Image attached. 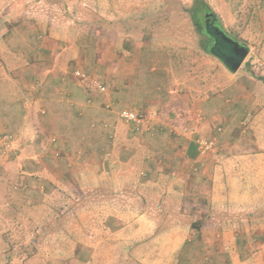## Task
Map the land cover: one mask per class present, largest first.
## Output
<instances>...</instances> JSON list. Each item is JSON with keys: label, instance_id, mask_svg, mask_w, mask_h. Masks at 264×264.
Returning a JSON list of instances; mask_svg holds the SVG:
<instances>
[{"label": "crops", "instance_id": "crops-1", "mask_svg": "<svg viewBox=\"0 0 264 264\" xmlns=\"http://www.w3.org/2000/svg\"><path fill=\"white\" fill-rule=\"evenodd\" d=\"M136 3L0 0V134L11 133V143L18 141L25 149L45 147L47 139L56 156L63 148L61 157L70 155L74 163L79 162L74 154L79 150L83 163L95 161V154L102 152L105 173L111 169L126 183L112 190H69L79 207L67 211L72 218L82 211L88 226L112 227L113 235L121 231L113 240L121 243L127 257L147 240L160 241L153 234L161 217L170 226L168 242L190 240L198 220L193 210L210 212L203 227L229 228V220L220 221L217 213L249 208L236 209L224 204L225 198L231 202L228 197H246L238 186L244 169L263 172V154L253 142L226 141L218 153L199 151L196 140L205 135L198 132L221 130L219 122H229L230 128L236 114L245 117L249 100L246 95L232 100L224 93L196 98L186 92L166 59V48L155 43L154 32L139 27L141 16H127L125 7ZM94 79L107 91L96 90ZM235 84L241 91L243 85ZM122 109L148 117L137 129L120 118ZM123 128L125 138L117 144ZM55 172L63 179V172ZM75 195L83 196V204H76ZM199 200L207 203L205 208ZM129 227L131 234L126 232ZM88 237V246L97 247ZM166 254L165 264H177L173 254Z\"/></svg>", "mask_w": 264, "mask_h": 264}, {"label": "rangeland", "instance_id": "rangeland-1", "mask_svg": "<svg viewBox=\"0 0 264 264\" xmlns=\"http://www.w3.org/2000/svg\"><path fill=\"white\" fill-rule=\"evenodd\" d=\"M136 2L135 7H125L126 13L130 11L127 16H141L139 27L154 32L155 43L166 48V59L186 92L196 98L224 93L232 100L240 95L249 100L245 117L236 114L230 128L229 122H219L221 130L198 132L215 139L216 153L226 141L258 144L257 149L263 154V172L244 169L238 186L246 197L240 200L233 196L228 197L231 202L227 198L224 201L236 209L247 207L248 211L217 213L220 221L229 220V228H213L202 226L210 212L193 210L200 226L190 231V240L181 243L168 242L170 226H165L161 217L153 234L160 241L151 237L133 248L137 257L133 258L132 253L123 256L121 243L113 240L121 231L113 235L112 227L88 226L82 211H75L73 218L72 212L67 211L70 206L79 207L67 194L69 190L84 192L100 186L112 190L126 183V179L115 178L111 169L110 174L105 173L103 153L95 154V161L83 163L82 152L72 151L79 157L75 158L79 162L74 163L70 155L61 157L66 152L63 148H58L60 156H56L47 139L45 147L27 149L14 141L8 147L0 146V264H165L166 253L173 254L172 260L177 264H264V0H202L200 6L193 5L192 0ZM206 3L218 15L227 35L248 50L237 70L203 48L205 37L191 17L204 24V16L208 15L204 11ZM234 84H242L241 91ZM123 130V137H116L117 144L125 138L126 129ZM126 169L125 166L121 171ZM57 170L63 172V179L54 174ZM76 198V204H83V196ZM199 201L200 207L205 208L207 203ZM236 220V226H232ZM126 232L131 234V228ZM212 233L214 239L205 241ZM86 236L97 247L88 246Z\"/></svg>", "mask_w": 264, "mask_h": 264}, {"label": "built area", "instance_id": "built-area-1", "mask_svg": "<svg viewBox=\"0 0 264 264\" xmlns=\"http://www.w3.org/2000/svg\"><path fill=\"white\" fill-rule=\"evenodd\" d=\"M76 74L80 77H85L82 72L77 71ZM91 85L100 92L107 91V86L97 79L92 80ZM119 116L126 122L133 123L137 129L142 126L143 122L148 117V115L145 113H139L131 109L120 110ZM12 138L13 135L11 133L4 132L0 134V146L8 147L12 141ZM196 142L198 145V149L201 153H207L215 150L216 141L214 138L200 136L197 138Z\"/></svg>", "mask_w": 264, "mask_h": 264}, {"label": "flooded vegetation", "instance_id": "flooded-vegetation-1", "mask_svg": "<svg viewBox=\"0 0 264 264\" xmlns=\"http://www.w3.org/2000/svg\"><path fill=\"white\" fill-rule=\"evenodd\" d=\"M204 29H207L210 36V44L212 47H215L220 43L221 40H224L219 30H222V26L218 21V17L213 16L212 12H208V16L206 19V25H204ZM227 42V41H226ZM229 45L221 50V59L225 62L227 66L232 68L233 64L236 63L240 59V51L241 48L234 47L231 43L227 42ZM240 43V42H239ZM240 46L245 47L240 43Z\"/></svg>", "mask_w": 264, "mask_h": 264}, {"label": "trees", "instance_id": "trees-1", "mask_svg": "<svg viewBox=\"0 0 264 264\" xmlns=\"http://www.w3.org/2000/svg\"><path fill=\"white\" fill-rule=\"evenodd\" d=\"M192 1H193V5L199 4V6H200L203 4L202 0H192ZM190 7H187V12L189 11ZM204 11L212 12L213 16L218 17V15L211 10L210 5L207 3L205 5ZM190 16H192V14H190ZM207 16L208 15H205L204 17H206V19H207ZM191 18H192L193 23L196 26L197 30L199 31L200 35H203L205 37V40L202 39L204 50L210 54L222 57L221 56V50L225 49L229 44L225 40H221L218 45H216L215 47H212L210 42H209V40H210V36L208 35L209 32L207 31V33H205V34L203 33L204 25H206V22L204 24H201V22L196 17H191ZM222 30H224V29L222 28ZM199 224L200 223L197 220L193 223V227L198 228L200 226Z\"/></svg>", "mask_w": 264, "mask_h": 264}, {"label": "water", "instance_id": "water-1", "mask_svg": "<svg viewBox=\"0 0 264 264\" xmlns=\"http://www.w3.org/2000/svg\"><path fill=\"white\" fill-rule=\"evenodd\" d=\"M219 33L221 34V36L223 37V39L225 41L231 43L236 48H239V47L241 48V51L239 53L240 54V59L236 63H234L233 66H232L233 70H237L239 68V66L241 65V63L243 62L244 57L247 54L248 50H247L246 47L240 46V43L238 41H236L233 38L229 37L224 30H219Z\"/></svg>", "mask_w": 264, "mask_h": 264}]
</instances>
